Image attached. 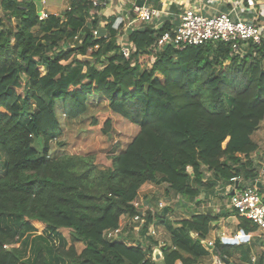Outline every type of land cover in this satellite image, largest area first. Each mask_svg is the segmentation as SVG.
<instances>
[{"label":"trees","instance_id":"obj_1","mask_svg":"<svg viewBox=\"0 0 264 264\" xmlns=\"http://www.w3.org/2000/svg\"><path fill=\"white\" fill-rule=\"evenodd\" d=\"M0 7V264H158L152 247L105 236L140 213L144 184L167 183L189 199L215 180L258 184L251 156L264 121V39L243 55L223 42L162 48L160 37L173 28L166 23L129 32L126 57L114 19L91 0L45 20L31 3L0 0ZM101 102L107 109L89 117L88 132L113 133L111 113L139 127L124 150L112 147L111 166L98 168L91 155L54 156L53 142L65 147L63 118L76 121ZM233 213L243 234H257L256 224ZM146 216L144 233L153 221ZM219 218L196 214L169 227L172 246L161 248V264H201V241ZM29 221L61 240L56 249L33 245L30 261ZM214 246L222 259L233 250L249 258L238 245Z\"/></svg>","mask_w":264,"mask_h":264},{"label":"crops","instance_id":"obj_2","mask_svg":"<svg viewBox=\"0 0 264 264\" xmlns=\"http://www.w3.org/2000/svg\"><path fill=\"white\" fill-rule=\"evenodd\" d=\"M18 1L33 4L42 20L47 19L48 16H64L74 2V0ZM135 6L156 8L162 11V15L151 23L140 22L133 14ZM188 9H193L206 16L225 13L234 19L264 26V0H113L98 14L106 19H114L113 28L119 33L121 40H126V44L129 32L145 29L148 26L159 30L166 23H170L174 27L178 24L179 16ZM94 13L91 11L90 14L93 15ZM106 24L105 21H102L100 23L101 28H104ZM252 138L258 144V150L252 154L251 159L254 168L260 171V169H264V166L260 167L264 160V121ZM210 176L211 174L205 170L204 182ZM239 185L240 180H237L236 183H223L215 180L210 186L200 188L198 198L189 199L174 193L167 183H146L140 188L135 204H137L140 213L147 215L150 212L153 215V221L144 233L135 230L136 224L131 218L123 217L121 220L122 240L132 244L142 243L144 248L152 247L153 259L154 254L159 251L161 257L159 260L154 259V261L161 264V248L172 246V235L169 227L178 228L180 226L178 222L190 220L196 214L219 215L220 218L211 224L206 239L201 241L205 254L202 255L200 263L216 264V261L222 259L214 246L220 241L226 245H238L242 247L243 251L249 253V258L243 260L241 250H233L232 257L224 259L225 264H249L253 259H256V264H258L260 257L264 255V236L259 230L256 235L243 234L239 227L240 219L233 213L230 206L231 196L234 191L239 189ZM250 185H252L251 181L241 182V188ZM257 186L261 196H264V177L259 176ZM163 201L165 208L159 210L158 204ZM191 237L196 239L198 234L191 233ZM228 240H236L238 243L230 244ZM176 264L182 263L178 261Z\"/></svg>","mask_w":264,"mask_h":264},{"label":"built area","instance_id":"obj_3","mask_svg":"<svg viewBox=\"0 0 264 264\" xmlns=\"http://www.w3.org/2000/svg\"><path fill=\"white\" fill-rule=\"evenodd\" d=\"M91 1L93 6L101 11L113 0ZM133 14L140 22L151 23L160 18L162 11L146 6H135ZM263 39L264 26L234 19L225 13L206 16L193 9H188L179 16L178 24L160 37L159 45L162 48L175 45L179 49H184L190 46L223 42L230 44L235 54L243 55L249 43L259 44ZM120 45L125 56L129 57V49L126 44L121 41ZM135 205L137 207V204ZM230 206L239 216L256 224L259 232L264 236V202L256 182L236 190L231 196ZM158 208L163 210L165 204L160 202ZM132 221L136 224L135 230L142 232L147 224V216L145 213H139ZM105 236L111 241L122 240L123 229L119 227L115 230H108ZM216 264H225V261L220 259L216 261ZM249 264H256V259H253Z\"/></svg>","mask_w":264,"mask_h":264},{"label":"rangeland","instance_id":"obj_4","mask_svg":"<svg viewBox=\"0 0 264 264\" xmlns=\"http://www.w3.org/2000/svg\"><path fill=\"white\" fill-rule=\"evenodd\" d=\"M120 39V38H119ZM80 41V40H79ZM126 42L120 39L119 42ZM80 43V42H79ZM102 69L101 66H98ZM107 109V103H95L90 107L88 114L76 121H68L63 118V125L65 127L64 135L61 141L64 142L65 147L61 148L56 143L51 144V151L54 156L60 155H78V156H94L95 164L98 168L107 169L111 166L110 151L116 143L121 144L120 150H124L126 146L135 138L139 132V127L132 124L121 116L111 113L113 117L114 131L109 136L103 135L100 132H88L86 130L89 117L97 111ZM38 148L41 147L40 141L37 144ZM264 166V160L261 162L260 167ZM259 176L264 177V169H260ZM166 201V200H165ZM165 204V202L163 201ZM161 212V211H160ZM35 228L30 232L29 238L31 239L30 246L28 247L26 260H33L34 254L32 246H51L56 249L61 240L57 235L49 233L47 226L36 221H29ZM65 237H69L68 231H62ZM20 247V244L15 245ZM256 253V252H255ZM260 255V254H258Z\"/></svg>","mask_w":264,"mask_h":264},{"label":"water","instance_id":"obj_5","mask_svg":"<svg viewBox=\"0 0 264 264\" xmlns=\"http://www.w3.org/2000/svg\"><path fill=\"white\" fill-rule=\"evenodd\" d=\"M105 34H106V29L100 28L98 35L99 36H105ZM234 193H235V191L233 192V194ZM228 243H230V244H237L238 241H236V240H228ZM160 257H161V253L159 251L154 254V259L155 260H159Z\"/></svg>","mask_w":264,"mask_h":264}]
</instances>
